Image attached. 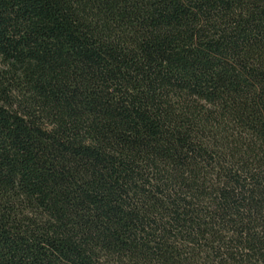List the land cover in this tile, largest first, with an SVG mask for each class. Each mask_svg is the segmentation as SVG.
<instances>
[{
	"label": "trees",
	"instance_id": "1",
	"mask_svg": "<svg viewBox=\"0 0 264 264\" xmlns=\"http://www.w3.org/2000/svg\"><path fill=\"white\" fill-rule=\"evenodd\" d=\"M0 264H264V0H0Z\"/></svg>",
	"mask_w": 264,
	"mask_h": 264
}]
</instances>
